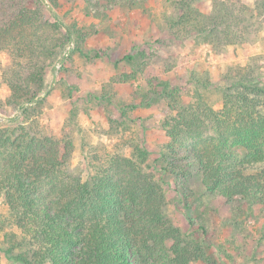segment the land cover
<instances>
[{
  "label": "trees",
  "instance_id": "trees-1",
  "mask_svg": "<svg viewBox=\"0 0 264 264\" xmlns=\"http://www.w3.org/2000/svg\"><path fill=\"white\" fill-rule=\"evenodd\" d=\"M196 1H175L181 14L174 25L196 31L216 50L251 42L263 28L264 0L253 6L214 0L209 14ZM42 15L40 6H22L0 24V55L13 56L3 71L10 103L35 100L45 91L48 62L72 39L74 27L55 13L53 20ZM47 27L54 36L42 32ZM257 75L250 64L228 67L219 110L209 101L208 78L198 81L187 103L163 85L170 111L160 124L167 140L156 159L159 179L147 170L151 153L139 142L130 143L131 156L110 153L87 176L74 177L61 139L36 129L32 118L41 112L40 102L23 110V123L0 126V206H7L0 231L16 226L21 232L4 235L10 256L23 264H149L144 250L168 231L163 174L172 176L182 201L193 197L191 179L199 175L207 194L231 206L264 205V83ZM65 144L69 148L72 141ZM174 248L171 264H189L186 248Z\"/></svg>",
  "mask_w": 264,
  "mask_h": 264
},
{
  "label": "rangeland",
  "instance_id": "rangeland-1",
  "mask_svg": "<svg viewBox=\"0 0 264 264\" xmlns=\"http://www.w3.org/2000/svg\"><path fill=\"white\" fill-rule=\"evenodd\" d=\"M175 1L181 0H0V24L22 6H40L43 18L53 20L55 13L74 27L72 39L48 62L45 91L35 100L8 101L3 71L13 56L2 52L0 126L11 120L23 123V110L40 102L41 112L32 118L36 129L61 139L74 177L87 176L95 162L104 164L110 153L131 156L130 143L139 142L151 153L147 170L159 179L162 170L156 159L167 140L160 124L170 111L165 83L187 103L198 81L208 78L211 87L206 92L216 110L222 108L220 83L228 67L253 65L264 83V22L253 41L219 51L196 31L174 25L181 14ZM242 1L253 6L255 0ZM213 2L198 0L193 5L209 14ZM50 29L42 32L51 35ZM161 179L168 231L149 252L144 250L149 264H171L175 244L186 248L189 264H264V205L231 206L207 194L199 175L191 179L193 197L182 201L172 176L163 174ZM6 211L1 203L0 215ZM11 229L21 234L16 226L0 231V264H23L7 251L4 235Z\"/></svg>",
  "mask_w": 264,
  "mask_h": 264
}]
</instances>
